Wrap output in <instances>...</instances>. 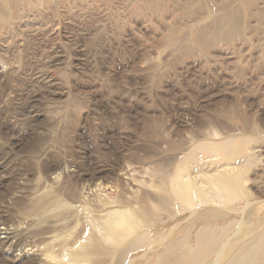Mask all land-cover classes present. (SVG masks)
I'll use <instances>...</instances> for the list:
<instances>
[{"label":"rangeland","instance_id":"1","mask_svg":"<svg viewBox=\"0 0 264 264\" xmlns=\"http://www.w3.org/2000/svg\"><path fill=\"white\" fill-rule=\"evenodd\" d=\"M0 32V229H26L0 239V264H119L85 254L97 234L130 245L106 240L96 205L171 197L183 160L197 190L240 182L228 206L251 214L232 239L264 229V0H0ZM83 190L97 197L75 220L51 206ZM177 206L151 209L156 229Z\"/></svg>","mask_w":264,"mask_h":264},{"label":"bare ground","instance_id":"2","mask_svg":"<svg viewBox=\"0 0 264 264\" xmlns=\"http://www.w3.org/2000/svg\"><path fill=\"white\" fill-rule=\"evenodd\" d=\"M33 9L37 10L36 8ZM20 16L21 17H13L12 19L20 20L24 17V14L21 13ZM51 88L53 89V87ZM52 92L55 93L56 89L54 88ZM18 110L20 111L21 109ZM226 147H228L227 144L224 145V148ZM257 152L259 151H256V153ZM224 170H228V168L221 171ZM185 172V160H183L177 165V170L171 177V180H168L170 183L167 181L162 183L165 189L164 191H171L173 194L171 197L169 193L166 196L154 197L155 195L153 196L149 192L141 191L142 193H140V196L135 199L134 202H132V200L131 202L125 201L126 207L120 208L107 200L100 202L102 204H97V207L93 204L92 206L96 207L97 210L100 209L101 211L107 212L103 217L105 224H103L104 226L102 225L104 230L102 234L105 238H107L106 240L117 245L130 241V245L125 250H117V248L112 249L114 248L113 246L112 248L110 247V250H108V247L106 248L105 244H103L104 242L101 240L102 237L99 239V237H97L99 235L97 234V236H92V245L90 244V246L85 247V254L88 257L93 258L95 253L101 254L113 250V253L116 252L117 254L120 251L122 253L121 256H118L120 257L119 264H143L144 259L146 260L145 264H264V229H262V227L259 229L258 225L255 229H248L246 235L247 238H244L243 235L242 238H231L232 232L237 229V227L241 231L245 225L240 224L241 226L239 227L238 216L244 214L247 217L250 213L249 210L244 212L243 208H238L237 206H228L230 202H238L244 200L246 197V195L244 197L242 196L244 192L240 195V192H238L239 190H237V188L241 187L240 182L233 179L234 176L233 178L227 177V174L229 173L224 174L218 171L217 173H220L218 175L220 178L217 179L218 183H216V185H219L222 188L230 189L225 190L230 194L227 197L217 196L216 194H210L206 191L197 190L198 188L196 184L187 183L184 180L186 176ZM119 177L121 178V176ZM97 190L99 189H96V191ZM47 195L48 193L42 192V194H37L35 197L37 200H45V197H50H47ZM61 196L63 195L60 193L58 195L51 196L53 199H58L57 204L53 202L54 200H52L54 206L53 203L51 206H58L56 209L63 207L66 210L65 218H70L72 220H75L80 215L81 204L86 205V203L97 197L94 194V190L76 192L75 195L72 196V202L63 200L64 198H60ZM48 201L50 200L48 199ZM95 203H98V201ZM151 203L153 204L152 208L150 206ZM175 204L178 205V209L182 210L181 212L178 211V214L171 212L168 220H172L178 216L184 217L181 218V221H177V223L172 227H168L169 230H160L162 231L160 232L156 228L161 226L162 223L164 224L165 221L156 223L157 221L154 220V217L151 218L153 215L151 211L158 209L165 210L168 205L172 206ZM184 204L189 205V209L185 210L184 208H181L182 206L184 207ZM39 222L40 220L36 218L26 222V224H30V227L32 226L34 228ZM56 223H54L55 227H57ZM99 224L101 225V223ZM24 225L22 226L24 227ZM60 226L61 225L59 223L58 228ZM17 227L15 229H0V239L3 243L8 244L12 242L11 244H13L14 241L12 240L16 238V234L21 233L22 231L24 233L26 230L23 227ZM51 227L52 226H50V228ZM11 246L14 247V245ZM38 261H44V259L42 260L41 258Z\"/></svg>","mask_w":264,"mask_h":264}]
</instances>
